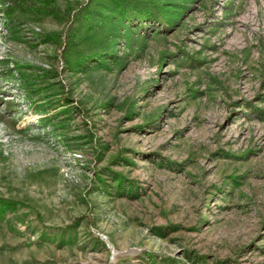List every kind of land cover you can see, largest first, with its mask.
I'll list each match as a JSON object with an SVG mask.
<instances>
[{"label":"rangeland","instance_id":"1","mask_svg":"<svg viewBox=\"0 0 264 264\" xmlns=\"http://www.w3.org/2000/svg\"><path fill=\"white\" fill-rule=\"evenodd\" d=\"M0 0V264H264V0Z\"/></svg>","mask_w":264,"mask_h":264},{"label":"trees","instance_id":"2","mask_svg":"<svg viewBox=\"0 0 264 264\" xmlns=\"http://www.w3.org/2000/svg\"><path fill=\"white\" fill-rule=\"evenodd\" d=\"M15 3H20L21 5H26L28 4L26 1L24 0H15Z\"/></svg>","mask_w":264,"mask_h":264}]
</instances>
